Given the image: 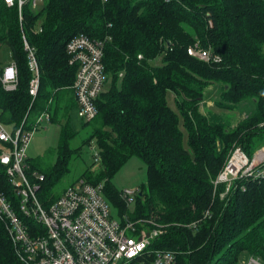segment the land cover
I'll return each mask as SVG.
<instances>
[{"label": "trees", "instance_id": "1", "mask_svg": "<svg viewBox=\"0 0 264 264\" xmlns=\"http://www.w3.org/2000/svg\"><path fill=\"white\" fill-rule=\"evenodd\" d=\"M21 17L0 0V49L9 50L17 74L12 91L0 80V122L30 131L47 113L60 127L53 164L24 162L41 204L49 206L78 180L104 182L103 197L118 219L159 230L153 247L174 252V264H239L242 253L264 261V179L225 195L223 185H213L233 148L251 156L253 136L264 134V0H43L40 9L26 5ZM79 35L103 43L107 77L89 122L77 117V69L66 53ZM24 42L38 65L35 97ZM194 46L219 62L189 56ZM213 86L219 89L213 107L246 111L235 126L212 109L201 111ZM92 142L97 157L55 192ZM7 147L0 142V154ZM132 158L144 165L147 182L130 213L111 180ZM35 173L43 180H34ZM0 190L15 207L1 164ZM0 264H22L1 220Z\"/></svg>", "mask_w": 264, "mask_h": 264}, {"label": "built area", "instance_id": "2", "mask_svg": "<svg viewBox=\"0 0 264 264\" xmlns=\"http://www.w3.org/2000/svg\"><path fill=\"white\" fill-rule=\"evenodd\" d=\"M106 0H102L105 2ZM7 7H16L19 20L22 9L30 5L37 9L43 0H3ZM28 67L32 72L29 94L36 96L39 71L34 50L24 42ZM68 64L76 67L73 91L77 102V117L84 122L96 116L95 100L102 92L107 77L104 71L103 43L84 35L72 38L67 46ZM187 54L199 61L219 62L210 50L197 46ZM16 68L13 63L3 69L0 76L6 91L16 87ZM50 123L47 113L41 114L30 131L22 127L10 131L0 122V142L8 145L0 154V164L6 168V176L17 196L14 207L0 190V220L4 223L12 241L16 256L22 264H174L172 251L153 247L159 230H143L141 223L121 221L111 215V209L103 197L102 184L93 185L78 180L68 186L62 195L49 206H43L37 197L36 183L25 174L26 151L37 128ZM97 157V155H95ZM98 160V159H97ZM34 180L43 176L32 174ZM264 179V146L248 156L241 147H234L213 182L214 188L225 187L226 193L249 182ZM138 190L125 191L122 198L134 202ZM222 195V196H223ZM24 219L31 220L29 226ZM243 264H264L254 255Z\"/></svg>", "mask_w": 264, "mask_h": 264}, {"label": "rangeland", "instance_id": "3", "mask_svg": "<svg viewBox=\"0 0 264 264\" xmlns=\"http://www.w3.org/2000/svg\"><path fill=\"white\" fill-rule=\"evenodd\" d=\"M38 6L37 9H40ZM11 62V54L8 49L2 48L0 50V64L3 66L8 65ZM213 86L209 89L210 95H208L205 101L204 106L201 107V111L207 109H212L215 114L221 115L225 120L229 121L232 126H235L239 120L246 116V111L242 112H225L217 110L213 107V99H217L219 89L218 87ZM169 104L173 107V96L169 97ZM245 110V109H244ZM60 136V127L58 125H52L43 123L40 128H37L36 132L31 137L28 149L26 151V160L29 164L34 163L37 160H40L43 163L44 167H47L55 161L56 157V148L59 143ZM87 138V132L82 134L81 140ZM80 139L74 141V145L78 143ZM262 146H264V134L253 136V142L251 146V151L253 154ZM97 149L95 144L92 142L89 146L82 147V159L83 161H76L71 164V171L66 175L61 181H59L54 186L55 192H60L64 190L65 187L72 182L73 179L77 178L80 175V172L84 169L85 166H88L93 162V157L96 155ZM95 167H91V171H95ZM146 169L144 165L136 158L130 159L127 164L114 176L111 180V185L113 188L121 195L125 191L139 190L147 182ZM104 185V182H102ZM109 203V202H108ZM111 214L115 219H118L117 210H115L109 203ZM135 201L129 204V212L134 211ZM248 253H242L239 258V264H243L248 258Z\"/></svg>", "mask_w": 264, "mask_h": 264}, {"label": "crops", "instance_id": "4", "mask_svg": "<svg viewBox=\"0 0 264 264\" xmlns=\"http://www.w3.org/2000/svg\"><path fill=\"white\" fill-rule=\"evenodd\" d=\"M1 49H2V48H1ZM1 49H0V50H1ZM11 63H12V61H11L8 65H6L5 67L9 66ZM170 96H172V95H169V97H170Z\"/></svg>", "mask_w": 264, "mask_h": 264}]
</instances>
